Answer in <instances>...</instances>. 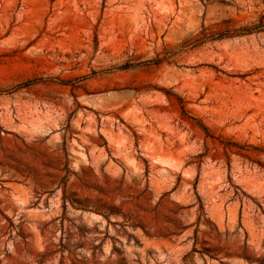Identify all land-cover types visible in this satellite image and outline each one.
<instances>
[{
    "label": "rangeland",
    "instance_id": "1",
    "mask_svg": "<svg viewBox=\"0 0 264 264\" xmlns=\"http://www.w3.org/2000/svg\"><path fill=\"white\" fill-rule=\"evenodd\" d=\"M264 0H0V264H264Z\"/></svg>",
    "mask_w": 264,
    "mask_h": 264
},
{
    "label": "trees",
    "instance_id": "2",
    "mask_svg": "<svg viewBox=\"0 0 264 264\" xmlns=\"http://www.w3.org/2000/svg\"><path fill=\"white\" fill-rule=\"evenodd\" d=\"M262 26H264V23L263 22H261V25L260 26H253L252 28H245V29H240L239 31H234L235 33H246V32H250V31H252V30H254V29H259V28H261Z\"/></svg>",
    "mask_w": 264,
    "mask_h": 264
}]
</instances>
